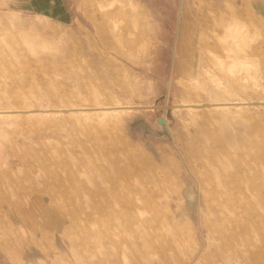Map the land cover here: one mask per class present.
I'll use <instances>...</instances> for the list:
<instances>
[{
    "label": "rangeland",
    "instance_id": "1",
    "mask_svg": "<svg viewBox=\"0 0 264 264\" xmlns=\"http://www.w3.org/2000/svg\"><path fill=\"white\" fill-rule=\"evenodd\" d=\"M183 3L0 5L2 264H22L26 246L38 248L35 264L41 255L45 264H207L209 227L218 222L209 219L215 178L202 154L220 148L232 154L231 170L254 165L258 187L246 218L251 253L230 263L264 258V34L238 22L215 29L220 50L205 53L213 58H201L198 76L179 77ZM115 166L129 197L137 190L150 202L145 230L112 228L111 194L96 196L98 210L86 192L99 179L95 167L114 175ZM176 231L192 236L181 246Z\"/></svg>",
    "mask_w": 264,
    "mask_h": 264
},
{
    "label": "bare ground",
    "instance_id": "2",
    "mask_svg": "<svg viewBox=\"0 0 264 264\" xmlns=\"http://www.w3.org/2000/svg\"><path fill=\"white\" fill-rule=\"evenodd\" d=\"M233 32H236V30L232 29V30L227 31V33H233ZM202 155H203L202 157L207 163V166L211 169V172L213 173V176L215 178V185H213V190H212V194L214 198L209 203L211 213H212L209 219L210 220L215 219L218 222L217 225H211V227H209V234H208L209 243H211L212 247L210 246L207 247V250H208L207 264H236V263H230V262H232L233 260L239 261L243 259H244L243 262H245L246 261L245 258L247 257L249 253H251V246L252 244H254L250 236L251 234H249L250 230L246 226V223H247L246 218L250 217V216L249 217L247 216V213L249 212L248 209L251 210V207L248 208L249 199L250 197H252L253 199L258 198V194L256 192L258 187L254 184L253 180L250 177V173H251V170L254 169V165H250L246 171H243L244 169H240L239 167H236V168L234 167L235 169L231 170L230 168L226 166V161L227 159L232 158V154H230L229 151H227L226 149H222V148L210 154H207V155L202 154ZM94 169L98 171L99 179L98 181H94L93 187L87 188L86 192L91 196V198H93V200L95 201V203L93 204H95L98 210H101V207L99 206L98 201H96L95 199L96 196L111 194V197L107 199L106 207L108 208L110 212L109 220H110V223L113 225L112 228L114 227L115 229H118V230H145L146 225L150 223L149 221L150 219L148 220L143 217L145 216L144 209L150 206V205L148 206L150 202L149 203L145 202L146 198L144 197L143 194H141L142 192L139 195V192L136 190L135 195L133 197H129V191L133 190V189L130 190L129 180L125 179L123 183L120 184L118 183V180L115 178V175L117 176L118 179L121 178L120 176L123 171L121 170L119 166H115L113 168V171L115 173L114 175L106 173L105 169L103 168L95 167ZM257 178L259 177L257 176ZM118 184L122 185L123 189H119ZM261 185L264 191V183H261ZM137 193H138V196L136 195ZM151 199L152 200L150 199L149 200L152 202L151 203L152 206L156 207L157 205L156 198L152 197ZM142 200H145L144 203L140 202ZM159 205L160 204H158V206ZM158 206L156 208H160ZM159 210L161 209H158V211ZM146 212H149V211H146ZM154 214H155V217L158 216L157 210L154 212ZM252 215H253V212H252ZM170 224H171V221H170ZM253 227H256V226H253ZM155 228H157V226ZM176 233H177L178 242L180 243L181 246L186 242V240L190 239L192 236L191 234H185L183 231H176ZM253 237L255 238V236ZM259 237H261V235ZM262 241L264 240L262 239ZM128 247L130 248V246ZM199 248H200V245L198 243L194 246L192 250L193 251L192 255ZM256 249L257 251L261 250L259 246ZM261 251H263V249ZM254 256H256L255 259L257 260L256 261L257 264H264V258H262V255H260L259 252L257 253V255H254ZM250 257H253V255ZM252 263L254 262L252 261Z\"/></svg>",
    "mask_w": 264,
    "mask_h": 264
},
{
    "label": "crops",
    "instance_id": "3",
    "mask_svg": "<svg viewBox=\"0 0 264 264\" xmlns=\"http://www.w3.org/2000/svg\"><path fill=\"white\" fill-rule=\"evenodd\" d=\"M36 3L37 0H0V5L17 8ZM178 12L180 19L173 68L177 69L178 76L182 78L198 76L201 58H213L205 53L220 50L221 41L214 34L215 29L220 32L238 22L253 37L260 39L264 34V0H186ZM26 247L17 253V257H21L22 264H35L32 258L35 257L34 252L39 251L38 248ZM41 257L42 263H47V256Z\"/></svg>",
    "mask_w": 264,
    "mask_h": 264
},
{
    "label": "water",
    "instance_id": "4",
    "mask_svg": "<svg viewBox=\"0 0 264 264\" xmlns=\"http://www.w3.org/2000/svg\"><path fill=\"white\" fill-rule=\"evenodd\" d=\"M158 122L160 124H166V120L164 118H158Z\"/></svg>",
    "mask_w": 264,
    "mask_h": 264
}]
</instances>
